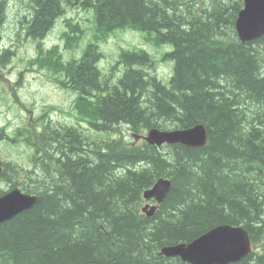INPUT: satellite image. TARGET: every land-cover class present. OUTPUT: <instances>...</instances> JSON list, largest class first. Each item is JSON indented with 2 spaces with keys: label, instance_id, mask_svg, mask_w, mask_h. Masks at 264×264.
<instances>
[{
  "label": "trees",
  "instance_id": "trees-1",
  "mask_svg": "<svg viewBox=\"0 0 264 264\" xmlns=\"http://www.w3.org/2000/svg\"><path fill=\"white\" fill-rule=\"evenodd\" d=\"M78 7L95 11L96 40L116 29L156 33L157 43L173 46V75L164 84L141 50L123 51L103 72L94 43L61 63L64 79L54 80L78 95L79 117L66 125L45 114L39 129L19 133H28L32 169L0 159V180L43 196L0 225V264H188L160 250L223 224L243 226L253 242V252L231 264H264V36L239 39L244 1L28 0L24 31L43 40ZM82 33L78 24L68 28L67 46ZM11 52L3 50L1 65ZM111 69L123 70L115 81ZM198 124L208 135L201 148L137 139ZM160 178L172 188L148 217L143 195Z\"/></svg>",
  "mask_w": 264,
  "mask_h": 264
},
{
  "label": "rangeland",
  "instance_id": "rangeland-1",
  "mask_svg": "<svg viewBox=\"0 0 264 264\" xmlns=\"http://www.w3.org/2000/svg\"><path fill=\"white\" fill-rule=\"evenodd\" d=\"M6 1L3 19L0 20V54L4 49H11L15 54L7 66L0 64V159L4 163L32 169V150L25 141L28 133L24 132L23 136L19 133L26 127L32 131L39 129L43 115H47L45 121L76 125L78 95L61 88L54 78L64 79L59 68L61 63L67 65L69 60L79 59L89 44L98 45L103 57L99 67L103 72L107 73L116 65L123 51L141 50L150 56L164 84H168L173 75L174 62L166 59L173 46L157 43L156 33L132 28L116 29L109 36L96 40L95 11L78 7L68 9L59 17L43 40H34L24 31L28 24H23V13L27 11L28 0ZM76 24L83 33L79 40L67 46L68 28ZM122 72L117 74V70L111 69V79L115 81ZM119 136L113 135L115 138ZM13 186L2 180L0 193L11 190Z\"/></svg>",
  "mask_w": 264,
  "mask_h": 264
},
{
  "label": "water",
  "instance_id": "water-1",
  "mask_svg": "<svg viewBox=\"0 0 264 264\" xmlns=\"http://www.w3.org/2000/svg\"><path fill=\"white\" fill-rule=\"evenodd\" d=\"M244 7L236 21L239 39L246 43L264 36V0H243ZM152 146L185 145L201 148L208 141L207 129L198 124L189 129L162 131L151 129L141 137ZM139 139V138H138ZM3 168L0 166V175ZM172 181L160 178L148 189L143 199L146 205L142 212L152 217L168 196ZM43 196L26 194L19 187L0 196V225L15 219L21 213L41 203ZM253 242L243 226L223 224L216 226L189 243L164 246L160 255L167 258L178 257L188 264H231L240 262L253 252Z\"/></svg>",
  "mask_w": 264,
  "mask_h": 264
},
{
  "label": "flooded vegetation",
  "instance_id": "flooded-vegetation-1",
  "mask_svg": "<svg viewBox=\"0 0 264 264\" xmlns=\"http://www.w3.org/2000/svg\"><path fill=\"white\" fill-rule=\"evenodd\" d=\"M0 166L3 168V172H4V171H5L4 166H3V165H0ZM3 172H2V174H3ZM2 174H1V175H2ZM1 175H0V176H1ZM0 179H1V178H0ZM0 182H2V180H0ZM5 193H6V192H5ZM5 193H4V192L0 193V196L3 195V194H5Z\"/></svg>",
  "mask_w": 264,
  "mask_h": 264
},
{
  "label": "bare ground",
  "instance_id": "bare-ground-1",
  "mask_svg": "<svg viewBox=\"0 0 264 264\" xmlns=\"http://www.w3.org/2000/svg\"><path fill=\"white\" fill-rule=\"evenodd\" d=\"M13 187H19V188H21L20 186H17V185H14ZM12 187V188H13ZM22 189V188H21ZM10 191V190H9ZM22 191H23V189H22ZM8 192V191H7ZM24 193H26L25 191H23ZM26 194H29V193H26ZM31 195H33V194H31ZM38 196H41V195H38Z\"/></svg>",
  "mask_w": 264,
  "mask_h": 264
}]
</instances>
